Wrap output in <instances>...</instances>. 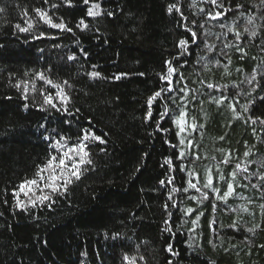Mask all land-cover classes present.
Returning <instances> with one entry per match:
<instances>
[{
	"label": "trees",
	"instance_id": "1",
	"mask_svg": "<svg viewBox=\"0 0 264 264\" xmlns=\"http://www.w3.org/2000/svg\"><path fill=\"white\" fill-rule=\"evenodd\" d=\"M91 2L101 4L100 16H87L83 0H72V7L62 0H0L4 9L0 12V264H126L125 254L134 257L135 264H264V209L260 207L264 198L252 187L264 183L259 179L264 174V125L253 123L257 117L264 120V7L260 0H224L225 7L233 11L217 21L209 20L207 13L222 9L207 0ZM237 3L244 7L236 9ZM54 4L58 6L51 7ZM170 4H177L183 17L169 13ZM37 7L47 10L56 23L63 19L72 31L39 21L33 11ZM108 11L114 15L108 16ZM81 18L87 28L77 27ZM27 19L35 21L33 30L19 32L15 25L26 27ZM183 25L197 32L195 44ZM229 26L234 31L229 32ZM253 30L255 36L250 35ZM40 32L45 33L43 38H32ZM236 32L241 34L239 41ZM182 38L189 40L190 51L173 61L177 71L170 95L176 103L164 93L154 102L152 119L145 121L147 98L168 87L160 76L167 72L165 61L181 52L178 43ZM236 45L243 48V59ZM69 55L75 59L68 60ZM92 71L101 77H90ZM36 72H44L54 83L68 82L64 87L70 108L79 109L78 124H61L59 113L36 107L43 99L40 89L56 91L44 81L36 79L37 90H30L27 100L22 98L23 85H15L31 81ZM116 75L121 78L115 79ZM253 75L255 81L248 83ZM208 83L218 87L208 89ZM28 86L32 88L31 83ZM181 87L188 89L186 95L179 91ZM181 95L187 104L179 99ZM221 95L228 97L239 117L228 101L214 102ZM165 103L176 109L174 115L184 107L188 123L197 125L184 134L193 144L183 161L176 159L179 147H172L180 139L175 125L170 119L160 120ZM243 105H248V112ZM158 120L167 132L157 129ZM40 124L59 127L73 137L70 143L80 128L91 127L106 143L95 142L90 147L95 166L70 185L66 194L54 196L51 207L38 205L21 211L14 207L13 188L31 178L36 166L54 151L38 131ZM193 153L199 157L195 162ZM225 155L230 157L229 164L221 163ZM169 157L172 170L165 163ZM181 163L196 176L181 172ZM237 163L248 171L238 174L236 194L226 206L216 202L213 211L214 197L202 204L190 199L200 196L195 189L173 193L176 207L171 206L168 196L173 186L183 189L192 179L202 188L208 171L214 184L226 190V183L216 177L221 172L228 176ZM169 176L174 177L172 184L167 183ZM160 180H165L164 186ZM166 203L173 213L169 220L172 233L163 231L168 219ZM245 207L247 211H241ZM187 208L194 213L184 215L181 210ZM199 212L204 215L193 227L191 220ZM234 221L238 227H228ZM256 224L261 227L254 232L244 231ZM115 234L119 235L113 239ZM169 242L178 255L165 250Z\"/></svg>",
	"mask_w": 264,
	"mask_h": 264
},
{
	"label": "snow or ice",
	"instance_id": "2",
	"mask_svg": "<svg viewBox=\"0 0 264 264\" xmlns=\"http://www.w3.org/2000/svg\"><path fill=\"white\" fill-rule=\"evenodd\" d=\"M208 3L214 6L216 9H222V10H216V11H209L207 13V17L209 20L217 21L221 17H226V14L229 12H232L233 9L228 7L226 8L224 5V0H207ZM44 3H48V0H44ZM62 3L72 7V0H62ZM83 4L87 6V13L86 15L89 17H97L102 14V8L101 4L98 2H91V0H83ZM260 4L262 7H264V0H260ZM58 5H51V7L55 8ZM244 6L237 3L236 9H241ZM4 9L0 8V12H3ZM36 17L39 18V21H42L44 24L48 25L51 28L60 29L61 31H67L71 32L72 29L67 26V24L63 21V19L60 20L59 23H56L53 21V18L48 14L47 10L42 8H34L33 9ZM167 11L169 13H172L173 11L180 13L183 17V13L181 12V8L177 4H170L167 7ZM201 12H204L205 9L201 8ZM108 16H113L114 13L112 11H108L106 13ZM23 15L25 17L28 16L27 10L23 12ZM240 15H244L243 12H240ZM249 23H253L252 16L247 17ZM26 27H22L20 24H16L15 28L19 32H31L34 27L35 21L33 19H27L25 20ZM193 24L196 23V21L192 22ZM201 27L204 25L201 24ZM77 27L80 28H87L88 25L85 24L84 19L81 18L79 23L77 24ZM185 27L186 31L190 33V40L193 44L196 43V41L199 39L197 32L193 31L191 27L188 25H183ZM221 28H224V24H220ZM228 31L232 32L234 29L229 26ZM245 31H248V29H245ZM227 33H225L226 35ZM257 33L256 31H252L250 35L255 36ZM45 36L44 32H40L38 35L33 36V39H41ZM235 38L237 41L241 39V34L239 32L235 33ZM189 40L188 39H180L178 43V47L181 49V52L177 57H172L171 60L165 61L167 64V72L166 74H163L160 76V79L162 81L168 82L167 88H161L160 90L154 92L152 95H150L147 98V106L148 111L144 116L145 121H150L153 116V105L154 102H156L158 99L162 98L164 93H168L167 99L175 104L176 100L171 97V92L173 91V74L177 71L173 67V61L178 60L179 58L183 57L185 53L189 52L190 49L188 47ZM207 47V45H205ZM230 45L225 44V47H229ZM55 47H60V45H55ZM209 51L212 49L209 47ZM42 52L43 50H38ZM236 51L242 53L241 59L244 58V50L239 45H236ZM83 55L86 57L88 55L87 52H83ZM226 55V53H225ZM68 60H74L75 55H69L67 57ZM203 59V57H201ZM229 62L230 58H229ZM187 63V61H185ZM219 63V61H217ZM94 69L96 68V65L92 66ZM27 75V73H26ZM88 75L93 78L101 77V73L98 71H92L89 72ZM123 75V74H121ZM121 75H116L115 79H120ZM143 75V74H141ZM39 79L41 81H44V83L51 85L52 88L56 89L55 92H51L46 89H40V95L42 96V102L39 104H36V107L41 112H47L51 114L53 111L55 113H59L60 116L57 118L60 119L61 124H66L69 127H71L73 124H78V113L79 109H75L74 111L70 108V98L68 93L65 91V87L68 82L64 81L63 85L59 83H54L51 79H49L44 72H36L34 75V78L31 81H20L15 86L17 88H20L21 85H23V92H22V98L24 100L28 99V92L36 91L35 87V80ZM184 77L181 76V80H183ZM256 77L253 75L251 77V80L248 81V83H252L255 81ZM29 83L32 84V88L29 89ZM176 84H179L180 81H176ZM217 85H214L212 83L207 84L208 89H215L217 88ZM224 89H227V85L222 86ZM181 93H184L185 95L188 92V89L185 87H181L179 89ZM195 91V90H194ZM181 101H184L185 104L188 103L187 100L184 99V95H181L179 97ZM192 99H196V96L193 95ZM264 99V98H262ZM225 101H228L227 96L221 95L219 99H216L214 102L217 105L223 104ZM229 107L231 110L236 114L237 117H239V113H236L235 106L231 104V101H228ZM251 103V101L249 102ZM25 108H28L29 105L27 103L24 104ZM163 111L160 113V120L164 119H170L171 123L175 125L177 131L175 132L176 137H179V145H173V148L179 147V154L176 156L177 160L183 161L184 159L188 158L189 152L187 151V148L193 144V141L191 139H186L184 134L188 132L189 129H196L197 125L195 123L189 124L186 120V109L184 107H180L179 109V115H174L176 109L169 108L168 104L165 103L163 106ZM244 112H248L249 108L248 105L242 106ZM63 117H68V119H64ZM259 122L261 125H264V120H261L259 117L256 118V120L253 121V123ZM199 127H203V125H199ZM157 129L160 131L167 132L168 129H163L160 126L159 120L157 121ZM38 131H42L43 133V139L48 143V147L50 149H53V152H49L48 156L45 159V162L43 164L36 166V171L34 175L31 178L26 177L24 180H22L15 188L12 190V195L14 198V207L21 211H28L30 208H35L38 205H47L48 207H51L53 203H55L54 196L57 195H64L69 191V186L73 185L75 182L79 181L81 177L89 171L90 167H94V161L91 158V153L89 151L90 147L95 143L99 142L100 144L106 143L104 139H102L101 136H98L95 134L94 131H92L91 127L88 128H80L78 131V134L75 137V141H73V137L71 135H68L66 133H63L62 129L59 127L57 128H51L49 129L46 127L45 124L38 125ZM58 137V138H57ZM220 139H224V137H220ZM165 143H170L169 141H165ZM183 146V147H180ZM101 152L104 151L103 148L100 149ZM222 151V150H221ZM195 158L193 162H195L196 159H199L198 156H196L195 153L192 154ZM244 155L247 157L249 155L248 152H245ZM165 163L170 166V170H172L173 160L171 157L166 158ZM223 164H229L230 163V157L225 155L223 161L221 162ZM140 169L138 168L137 171ZM181 172H187V174L191 177H195L196 173L193 169H186L185 165L183 163L180 164ZM248 169L246 167H242L240 163H237L235 166V169L228 173V176H225L222 172L216 177L220 181H224L226 183V190H222L220 187H217L214 184L213 174L211 171H208L205 176V182L201 187H198L197 183H194L192 179L187 180V186L183 189H178L177 187L173 186L169 192L168 199L172 200V194L176 193L178 191L188 192L189 189H195L197 192L200 193V196H192L190 199L197 200L198 203H203L204 200H208L211 197H214L213 202V211L217 208L216 202H223L225 206L227 205L229 198L233 197L236 194V178L239 173L241 172H247ZM230 177V178H229ZM259 179L261 181H264V174L260 175ZM174 180V177L169 176L167 183L172 184ZM160 185H165V180H160ZM247 187V185H245ZM253 188L258 189L261 191L262 198H264V183L261 184H253ZM203 189V190H202ZM21 194H23L24 199H21ZM251 202V201H250ZM7 203V201H5ZM173 208L176 207V202L172 200ZM261 209H264V204L260 205ZM164 210L168 213V219L164 220V232L172 233V227L169 224V220L173 216V213L169 210V205L166 203L163 205ZM184 215H188L191 213H194V210L192 208L182 209L181 210ZM241 211H247V208H242ZM204 215V213L199 212L196 214V218L191 220V224L193 227H195L200 219V216ZM215 223V220L211 221L209 224V227L212 226V224ZM221 227H224V225H221ZM230 228H237L238 225L234 221L231 225H228ZM261 226L259 224L254 225L253 227L244 229L246 232H254L257 228H260ZM193 229H189V231H192ZM119 234H115L113 239L117 238ZM264 247V246H262ZM167 252L171 253L172 255H178L176 251H174L173 244L169 242L165 249ZM141 260L144 259L143 256L140 257ZM123 260L126 262V264H135V258L129 257L127 254L123 256ZM169 264H172V261H169Z\"/></svg>",
	"mask_w": 264,
	"mask_h": 264
}]
</instances>
